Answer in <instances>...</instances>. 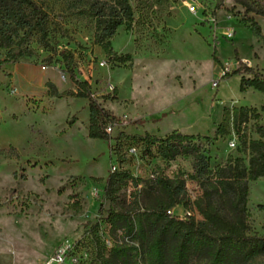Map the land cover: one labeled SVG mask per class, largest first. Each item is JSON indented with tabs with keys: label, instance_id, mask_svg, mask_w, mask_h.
<instances>
[{
	"label": "rangeland",
	"instance_id": "obj_1",
	"mask_svg": "<svg viewBox=\"0 0 264 264\" xmlns=\"http://www.w3.org/2000/svg\"><path fill=\"white\" fill-rule=\"evenodd\" d=\"M167 1L166 8L148 10L131 0L133 27H119L110 40L118 58L130 55L131 63L116 64L93 44L90 24L67 12L61 0H45L56 52L32 43L30 57L0 65V264H43L59 245H72L81 256L88 250L94 258L92 226L98 224L101 240H109L104 219L111 204L104 189L111 166L139 180L127 194L145 189L159 173L170 179L182 175L191 201L201 195L199 183L186 178L190 157L164 163L126 144L120 164L114 150L119 133L163 137L176 130L199 136L211 168L238 157L247 166L254 156L247 143L236 141L230 119L228 134L213 137L224 108L245 106L260 114L246 123L245 139H260L264 94L241 93L239 77H221L238 61L264 75V18L248 15L259 26L257 37L234 0ZM62 49L73 53L76 79L86 81L97 103L124 122L111 130L109 141L87 137V100L66 96L75 88L63 73ZM232 142L239 148H231ZM10 148L17 158L7 157ZM245 208L250 235H263V179L248 183ZM191 215L201 219L197 212Z\"/></svg>",
	"mask_w": 264,
	"mask_h": 264
},
{
	"label": "trees",
	"instance_id": "obj_2",
	"mask_svg": "<svg viewBox=\"0 0 264 264\" xmlns=\"http://www.w3.org/2000/svg\"><path fill=\"white\" fill-rule=\"evenodd\" d=\"M64 9L85 20L93 30V44L103 53L113 58L116 64L131 63L130 55L119 57L111 50L110 40L119 27L131 30L135 8L131 0H61ZM136 8L152 10L167 7V0H135ZM243 9L242 22L248 24L255 34L260 29L253 17L264 18V0H234ZM49 14L45 0H0V51L4 58L0 65L17 63L33 54L32 43L49 52H56L51 44ZM66 74L74 86V92L66 96L87 100V137L109 141L110 132L124 122L103 109L92 96L86 81H78L74 75V56L67 49L59 51ZM214 62H218L213 57ZM231 76L241 77L239 91L249 89L264 94V75L260 70L237 62V67L224 72L221 79ZM55 96V95H54ZM57 97H61L58 95ZM264 113V105L260 107ZM255 108L240 106L224 108L221 121L215 127L213 140L228 134L229 119L236 128V141L243 146L247 143L253 152L244 164L242 159L228 158L224 163L210 167L208 155L201 152L197 141L199 136L184 135L174 130L163 137L144 133L127 135L119 133L115 138V154L122 164L123 147L127 144L139 146L143 155L157 158L164 163L177 158L190 157L193 160L192 172L186 176L199 183L202 193L191 201L185 190V180L176 174L172 179L159 173L145 189H135L127 194L128 187H137L139 180L130 171L117 167L110 172L106 181L104 196L110 208L104 222L108 226V245L98 235L99 225L90 229V241L94 247L95 264H264V225L263 235H250L245 208L248 183L264 180V128L258 127L260 139H245L244 127L250 120H259ZM139 124L138 121L133 122ZM130 123V124H133ZM73 120L67 122L72 126ZM110 132H107V130ZM210 141V138L203 137ZM236 145L235 148H239ZM4 152V151H3ZM17 151L9 149V158H17ZM181 206L185 218L172 214V209ZM258 208H263L259 206ZM170 211L171 214H167ZM201 219L197 221L193 214ZM77 248V247H76ZM79 254V249H76ZM87 259L77 264H89L94 259L85 250Z\"/></svg>",
	"mask_w": 264,
	"mask_h": 264
},
{
	"label": "built area",
	"instance_id": "obj_3",
	"mask_svg": "<svg viewBox=\"0 0 264 264\" xmlns=\"http://www.w3.org/2000/svg\"><path fill=\"white\" fill-rule=\"evenodd\" d=\"M190 11H194L193 6L190 7ZM61 78L64 80V76H61ZM107 132H110V130L108 129ZM230 147H235L234 142L230 144ZM131 151L134 152V149ZM115 169V166H111V172ZM167 214H171V212L168 211ZM106 243L107 246H110L108 245V241ZM81 259H87L86 255L84 254L81 256L76 253V249H74L72 245H59L53 250L50 259L46 260L43 264H77Z\"/></svg>",
	"mask_w": 264,
	"mask_h": 264
},
{
	"label": "crops",
	"instance_id": "obj_4",
	"mask_svg": "<svg viewBox=\"0 0 264 264\" xmlns=\"http://www.w3.org/2000/svg\"><path fill=\"white\" fill-rule=\"evenodd\" d=\"M239 77V76H237ZM241 77L238 78V80H240ZM166 135V134H165ZM172 214H174L177 217H180V215L183 212V208L181 206H176L175 208L172 209Z\"/></svg>",
	"mask_w": 264,
	"mask_h": 264
},
{
	"label": "bare ground",
	"instance_id": "obj_5",
	"mask_svg": "<svg viewBox=\"0 0 264 264\" xmlns=\"http://www.w3.org/2000/svg\"><path fill=\"white\" fill-rule=\"evenodd\" d=\"M110 244V243H109Z\"/></svg>",
	"mask_w": 264,
	"mask_h": 264
}]
</instances>
